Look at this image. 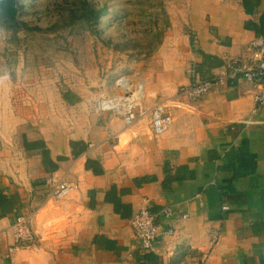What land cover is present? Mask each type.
I'll return each instance as SVG.
<instances>
[{
    "label": "crops",
    "instance_id": "1",
    "mask_svg": "<svg viewBox=\"0 0 264 264\" xmlns=\"http://www.w3.org/2000/svg\"><path fill=\"white\" fill-rule=\"evenodd\" d=\"M176 3L155 64L133 79L144 82L145 114L131 125L98 109L101 93H110L103 79L90 78L99 95L80 87L73 104L60 93L55 100L47 81L36 89L43 94L29 95L28 108L17 90L15 108L0 94V194L7 199L0 202V264H264V106L251 112L255 89L242 78L194 102L179 92L221 72L228 59L248 56L246 43L264 36L253 30L264 0L249 13L243 0ZM203 54L217 64L198 69ZM157 92L176 103L173 122L155 136ZM24 141L43 142L52 171L75 185L69 195H48L42 179L51 170L41 149ZM166 205L174 214L159 220L154 247L142 249L132 215ZM27 209H34L37 241L5 257L15 246V216Z\"/></svg>",
    "mask_w": 264,
    "mask_h": 264
},
{
    "label": "rangeland",
    "instance_id": "2",
    "mask_svg": "<svg viewBox=\"0 0 264 264\" xmlns=\"http://www.w3.org/2000/svg\"><path fill=\"white\" fill-rule=\"evenodd\" d=\"M79 1L17 0L19 19L26 26L17 33L0 26V94L7 107L15 108L21 99L19 95L27 103V108L33 105L28 104L31 101L29 95L43 94L36 89H44L45 81L52 86L51 94L55 95V100L59 99L58 95L64 87L74 89L75 93L81 87L84 93L97 96L102 90L92 86V82L101 79L105 81V90L111 92L121 76L133 80L137 76L135 74L155 64L157 58L154 55L169 28L157 49L145 59L137 54L114 52L76 20ZM99 1H106L109 11L129 6L127 1L136 3V0ZM179 1L164 0L168 15L173 9L180 8L176 3ZM136 17V11L130 14V18ZM106 33L112 37L109 40L111 43L117 41V33L112 26ZM102 37L105 38V34Z\"/></svg>",
    "mask_w": 264,
    "mask_h": 264
},
{
    "label": "built area",
    "instance_id": "3",
    "mask_svg": "<svg viewBox=\"0 0 264 264\" xmlns=\"http://www.w3.org/2000/svg\"><path fill=\"white\" fill-rule=\"evenodd\" d=\"M248 56L245 59L230 58L216 75L199 80L188 86L179 88L190 102L199 100L203 95L217 91L222 85L232 84L235 79L242 78L255 89L254 99L258 107L251 110L252 113L264 106V36H254L246 43ZM116 91L101 93L97 103L101 112L110 111L119 116L126 126L134 123L137 118L144 115L143 100L145 98L144 82L141 79L132 80L121 76L116 81ZM155 103L151 113V127L153 134L163 133L173 122L169 108L176 102L165 98L162 93L154 95ZM42 184L48 195L63 198L69 195L75 185L57 171H49L42 179ZM174 214V207L166 205L158 211H150L147 208H140L132 215L130 226L135 237L138 239L142 249H152L154 242L160 233L158 222L161 218ZM34 209H27L15 216L12 224L15 246L8 250L4 256L18 246L33 245L37 237L32 230V217ZM185 216V215H182ZM172 234V230L164 231ZM211 241L214 242L218 236L217 230H210ZM203 264V263H198Z\"/></svg>",
    "mask_w": 264,
    "mask_h": 264
},
{
    "label": "trees",
    "instance_id": "4",
    "mask_svg": "<svg viewBox=\"0 0 264 264\" xmlns=\"http://www.w3.org/2000/svg\"><path fill=\"white\" fill-rule=\"evenodd\" d=\"M259 0H243V7L247 13L252 12ZM129 6L115 8L109 11V5L106 1L99 0H80L79 11H75L76 20L82 22L87 30L99 39L105 46L114 52L128 53V55H138L141 59L149 57L161 43L164 32L169 28V15L166 11L164 0H136L133 4L127 1ZM137 12L136 19L130 18V14ZM0 26L12 30L14 33L22 30L26 24L19 19L17 0H0ZM112 26L113 31L117 33L115 43L106 30ZM256 35H264V10L261 13L257 27L253 26ZM105 34V38L102 37ZM135 53V54H134ZM213 56L203 54L202 62L199 67H212L217 62L209 63L208 59ZM207 77L209 76L206 75ZM63 101L73 104L79 101L77 93L68 87L60 91ZM25 148H40L41 161L54 170L56 164L50 159L48 150L44 148L43 142H32L30 144L24 141ZM71 145H75L71 142ZM5 196L0 194V202L7 204ZM107 200L117 206V200L111 198L107 193ZM0 203V205H2Z\"/></svg>",
    "mask_w": 264,
    "mask_h": 264
}]
</instances>
